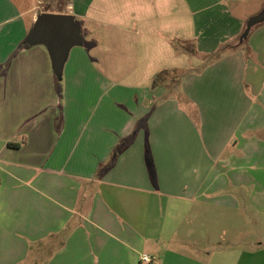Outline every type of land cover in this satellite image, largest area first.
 I'll list each match as a JSON object with an SVG mask.
<instances>
[{"label":"crops","instance_id":"0c3cea01","mask_svg":"<svg viewBox=\"0 0 264 264\" xmlns=\"http://www.w3.org/2000/svg\"><path fill=\"white\" fill-rule=\"evenodd\" d=\"M263 6L0 0V264L264 258L219 246L264 227V22L243 36ZM45 12L81 27L63 85L27 42Z\"/></svg>","mask_w":264,"mask_h":264},{"label":"water","instance_id":"95a60500","mask_svg":"<svg viewBox=\"0 0 264 264\" xmlns=\"http://www.w3.org/2000/svg\"><path fill=\"white\" fill-rule=\"evenodd\" d=\"M264 22V6L252 16L244 33L247 37L251 29ZM31 45L44 44L50 54L54 72L62 78L65 64L71 50L83 44L81 27L72 14L45 12L39 15L27 39Z\"/></svg>","mask_w":264,"mask_h":264},{"label":"rangeland","instance_id":"374dc122","mask_svg":"<svg viewBox=\"0 0 264 264\" xmlns=\"http://www.w3.org/2000/svg\"><path fill=\"white\" fill-rule=\"evenodd\" d=\"M60 8V3L57 1H54L53 3H50V6H45L46 10H52V11H59L61 9ZM64 77L65 74L63 72L62 78H55V81L58 85H63L64 84ZM63 80V82H61ZM258 221L256 220H251L248 221L247 223H244L242 225H238L236 227V231L233 230V228L231 229L230 233L228 231V228H226L225 230H227V237L225 238L226 234L223 231V237L224 240L222 239V241H219V246H232V247H237V248H253V249H259V248H263L264 247V227L262 225H258ZM225 235V236H224ZM228 235L230 240L228 241ZM225 241V242H224ZM218 244V243H216ZM251 264H264V258L262 257H255L254 259H251Z\"/></svg>","mask_w":264,"mask_h":264},{"label":"built area","instance_id":"2783aa9c","mask_svg":"<svg viewBox=\"0 0 264 264\" xmlns=\"http://www.w3.org/2000/svg\"><path fill=\"white\" fill-rule=\"evenodd\" d=\"M141 260L145 263H151L154 261V258L151 257L150 255L148 254H143L142 257H141Z\"/></svg>","mask_w":264,"mask_h":264},{"label":"trees","instance_id":"16d2710c","mask_svg":"<svg viewBox=\"0 0 264 264\" xmlns=\"http://www.w3.org/2000/svg\"><path fill=\"white\" fill-rule=\"evenodd\" d=\"M166 73H167V72L164 71V72H162L161 74H159V75L157 76V79H155V84L158 83V82H160L162 76H163L164 74H166Z\"/></svg>","mask_w":264,"mask_h":264}]
</instances>
